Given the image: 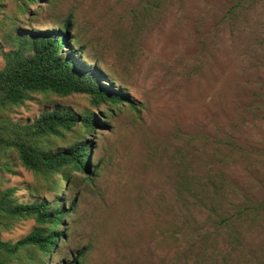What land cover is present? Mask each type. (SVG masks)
Listing matches in <instances>:
<instances>
[{
    "label": "rangeland",
    "instance_id": "obj_1",
    "mask_svg": "<svg viewBox=\"0 0 264 264\" xmlns=\"http://www.w3.org/2000/svg\"><path fill=\"white\" fill-rule=\"evenodd\" d=\"M147 1L38 0L24 13L6 2L0 18H15L19 33L72 17L85 62H99L136 107L37 93L0 113L25 125L60 107L108 124L89 137L93 181L77 173L68 191L56 176L59 195L15 152L0 160V192L14 189L19 203L76 202L50 263L29 247L6 264L70 263L81 252L79 264H264V0ZM84 134L77 127L41 145L57 151ZM36 228L0 217V240Z\"/></svg>",
    "mask_w": 264,
    "mask_h": 264
},
{
    "label": "trees",
    "instance_id": "obj_2",
    "mask_svg": "<svg viewBox=\"0 0 264 264\" xmlns=\"http://www.w3.org/2000/svg\"><path fill=\"white\" fill-rule=\"evenodd\" d=\"M7 1L0 0V15ZM16 1L24 13L26 7L38 0ZM147 6L151 9L149 0ZM0 25L5 42L15 47L10 51H6L5 46L0 47V55L6 61L0 71V113L23 105L30 95L37 93L59 97L86 95L90 97L95 109L101 105L109 109L121 106L136 108L128 93L115 85V81L100 67L99 62L93 66L85 62L84 48H78L72 33V17L59 28L23 33H19L17 20L11 16L0 18ZM104 119L102 114L96 117L90 111L80 114L60 107L42 112L34 122L25 125L13 124L0 115V160L9 152H15L24 168L48 181L52 180L51 185L59 195L61 188L60 182L54 181L56 176L65 182L68 191L77 173L93 181L97 173L93 154L96 147L89 137L97 129L108 130ZM77 127L83 128L85 134L79 135L72 145L57 151L41 145L42 138L73 132ZM180 184L183 188L179 191L184 190L183 179ZM14 192V189L0 192V217L11 221L33 219L37 228L16 243L0 240V264H6L5 258L15 256L29 247L41 251L50 263L58 252L60 241L68 239L67 219L74 214L76 202L63 205V200L59 198L54 202L40 200L23 204L14 199ZM85 257L86 252H81L72 262L63 261L60 264H79Z\"/></svg>",
    "mask_w": 264,
    "mask_h": 264
}]
</instances>
